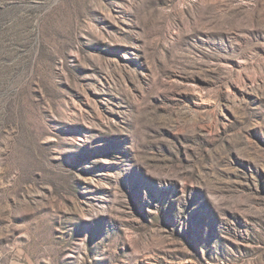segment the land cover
<instances>
[{"label":"rangeland","instance_id":"374dc122","mask_svg":"<svg viewBox=\"0 0 264 264\" xmlns=\"http://www.w3.org/2000/svg\"><path fill=\"white\" fill-rule=\"evenodd\" d=\"M0 264H264V0H0Z\"/></svg>","mask_w":264,"mask_h":264}]
</instances>
